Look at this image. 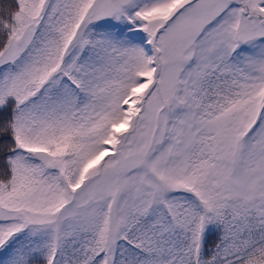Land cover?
Segmentation results:
<instances>
[{
    "label": "snow or ice",
    "instance_id": "snow-or-ice-1",
    "mask_svg": "<svg viewBox=\"0 0 264 264\" xmlns=\"http://www.w3.org/2000/svg\"><path fill=\"white\" fill-rule=\"evenodd\" d=\"M0 264H264V0L0 4Z\"/></svg>",
    "mask_w": 264,
    "mask_h": 264
},
{
    "label": "trees",
    "instance_id": "trees-1",
    "mask_svg": "<svg viewBox=\"0 0 264 264\" xmlns=\"http://www.w3.org/2000/svg\"><path fill=\"white\" fill-rule=\"evenodd\" d=\"M8 0H0V4H4V3H7Z\"/></svg>",
    "mask_w": 264,
    "mask_h": 264
}]
</instances>
